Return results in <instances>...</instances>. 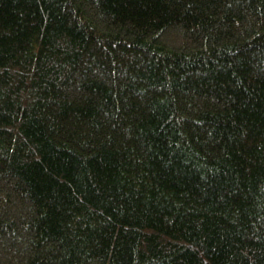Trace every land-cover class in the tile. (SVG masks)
<instances>
[{
  "label": "trees",
  "instance_id": "16d2710c",
  "mask_svg": "<svg viewBox=\"0 0 264 264\" xmlns=\"http://www.w3.org/2000/svg\"><path fill=\"white\" fill-rule=\"evenodd\" d=\"M0 264H264V0H0Z\"/></svg>",
  "mask_w": 264,
  "mask_h": 264
}]
</instances>
